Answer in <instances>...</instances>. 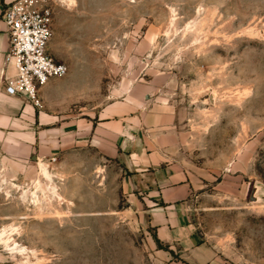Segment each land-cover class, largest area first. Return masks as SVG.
Wrapping results in <instances>:
<instances>
[{
    "label": "rangeland",
    "instance_id": "1",
    "mask_svg": "<svg viewBox=\"0 0 264 264\" xmlns=\"http://www.w3.org/2000/svg\"><path fill=\"white\" fill-rule=\"evenodd\" d=\"M40 1L69 71L0 139V264H264V0Z\"/></svg>",
    "mask_w": 264,
    "mask_h": 264
},
{
    "label": "built area",
    "instance_id": "2",
    "mask_svg": "<svg viewBox=\"0 0 264 264\" xmlns=\"http://www.w3.org/2000/svg\"><path fill=\"white\" fill-rule=\"evenodd\" d=\"M2 18L10 36L6 60L13 70L12 74L7 69L4 72V87L26 103L43 108L42 89L69 71L68 65L49 51L53 11L40 0H15L6 6Z\"/></svg>",
    "mask_w": 264,
    "mask_h": 264
},
{
    "label": "crops",
    "instance_id": "3",
    "mask_svg": "<svg viewBox=\"0 0 264 264\" xmlns=\"http://www.w3.org/2000/svg\"><path fill=\"white\" fill-rule=\"evenodd\" d=\"M14 1L0 0V139L8 140V145L11 146L10 151H17L20 148L29 146L32 139L37 136V132L43 129L42 126H37L36 112L39 111V108L26 103L21 97L8 95L4 87V72L7 69V73L12 74L13 70L11 63L5 59V55L10 47V36L8 27L2 18V13L6 6ZM46 86L42 89V92ZM114 104L116 103L105 104L97 110H92L94 114H98L99 121L93 126V131L88 137L91 139L92 144L102 148V152H111L112 154L117 153L119 150L118 143L124 137L123 134L125 133L123 113L114 110L118 106ZM60 121L63 123L64 120L60 119ZM86 123H88V120H86ZM80 124H83L81 120L78 121V125ZM62 126L65 125L63 124ZM80 131L78 130V132ZM78 132L76 133L78 134ZM77 134L75 138H80L81 136ZM38 137H40V133ZM160 182L164 186L162 189L164 198L168 202L173 201L174 197L172 196L171 190L176 188L174 184L167 183L164 181V178ZM183 188L185 189V185Z\"/></svg>",
    "mask_w": 264,
    "mask_h": 264
},
{
    "label": "bare ground",
    "instance_id": "4",
    "mask_svg": "<svg viewBox=\"0 0 264 264\" xmlns=\"http://www.w3.org/2000/svg\"><path fill=\"white\" fill-rule=\"evenodd\" d=\"M40 165H41V167H42V171H43V173H44L45 175L49 176V173H48L46 167H45L42 163H40ZM53 192H54V191H53ZM2 232H3V231L0 230V238H1L2 234H3Z\"/></svg>",
    "mask_w": 264,
    "mask_h": 264
},
{
    "label": "water",
    "instance_id": "5",
    "mask_svg": "<svg viewBox=\"0 0 264 264\" xmlns=\"http://www.w3.org/2000/svg\"><path fill=\"white\" fill-rule=\"evenodd\" d=\"M7 53H8V52H7ZM7 53H6V55H5V59L7 58ZM5 91H6V93H7L8 95L14 96V95L8 93V91H7L6 89H5Z\"/></svg>",
    "mask_w": 264,
    "mask_h": 264
}]
</instances>
